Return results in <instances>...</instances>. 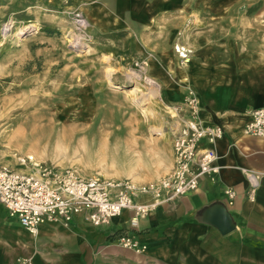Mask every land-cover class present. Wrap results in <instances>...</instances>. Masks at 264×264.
<instances>
[{"label": "rangeland", "instance_id": "374dc122", "mask_svg": "<svg viewBox=\"0 0 264 264\" xmlns=\"http://www.w3.org/2000/svg\"><path fill=\"white\" fill-rule=\"evenodd\" d=\"M202 35L263 43L264 0H0V162L31 154L83 176L166 174L182 99L167 98L157 60L176 75L190 61L176 46Z\"/></svg>", "mask_w": 264, "mask_h": 264}, {"label": "crops", "instance_id": "0c3cea01", "mask_svg": "<svg viewBox=\"0 0 264 264\" xmlns=\"http://www.w3.org/2000/svg\"><path fill=\"white\" fill-rule=\"evenodd\" d=\"M217 37L198 36L187 46L190 61L175 69L176 75L166 56V63L157 60L165 73L156 75L173 102L182 103L190 84L202 121L223 128L212 144L220 166L214 179L202 176L195 190L159 205L135 227L128 223L132 213L123 210L108 225L92 226L76 214L68 225L44 222L32 235L0 202V264H18L23 258L29 264H264V138L243 132L250 111L264 107V42L250 36L242 47L237 38ZM200 146L209 144L202 140ZM243 168L260 174L253 200L246 195ZM227 187L236 192L232 204L224 193ZM219 214L227 218V231L216 225ZM120 234L131 235L145 249L123 247Z\"/></svg>", "mask_w": 264, "mask_h": 264}, {"label": "built area", "instance_id": "2783aa9c", "mask_svg": "<svg viewBox=\"0 0 264 264\" xmlns=\"http://www.w3.org/2000/svg\"><path fill=\"white\" fill-rule=\"evenodd\" d=\"M77 25L85 28L87 22L77 13ZM181 61L189 58L191 50L176 46ZM138 63H136L137 65ZM145 62L142 61L140 68ZM171 147L174 164L160 178L139 182L132 178H110L101 175L83 176L72 167H60L52 162L37 160L31 154L16 155L15 165L0 162V202L8 214L18 220L30 234L35 235L44 222H62L68 225L76 214H82L92 226L108 225L123 210L132 214L128 220L135 227L159 205L195 190L202 176L211 179L219 172L212 144L222 137L223 128L205 124L200 117V101L196 91L186 87L183 102L172 108ZM247 136L264 138V107L250 111V119L243 127ZM206 140L209 146L201 147ZM248 180L247 198L253 200L259 186L260 174L244 169ZM228 204L236 192L224 189ZM146 196L148 200H139ZM117 241L136 252L143 251L131 235L120 234ZM18 264H29L28 258Z\"/></svg>", "mask_w": 264, "mask_h": 264}, {"label": "water", "instance_id": "95a60500", "mask_svg": "<svg viewBox=\"0 0 264 264\" xmlns=\"http://www.w3.org/2000/svg\"><path fill=\"white\" fill-rule=\"evenodd\" d=\"M216 225L220 228V230L227 231L229 228H227V218L223 214H219V216L216 217Z\"/></svg>", "mask_w": 264, "mask_h": 264}, {"label": "bare ground", "instance_id": "6f19581e", "mask_svg": "<svg viewBox=\"0 0 264 264\" xmlns=\"http://www.w3.org/2000/svg\"><path fill=\"white\" fill-rule=\"evenodd\" d=\"M82 45H85V44L83 43ZM187 59H188V58H187ZM187 59H186L184 62H187V61H188ZM112 71H114L113 68H110V67H109V68L107 69V74H108V78H109V79H110V75H111V72H112ZM150 82H152V83L154 84L153 81H150ZM152 83H151V84H152ZM120 88H121V87H120ZM121 90H122V89H121ZM124 90H125V89H124ZM139 91H140V90H139L138 88L130 89V92H131L132 95H133L132 100H133V102H135V103H138V102H139V100H138V97H139V96L137 97V94H138V93H136V92H139ZM140 100H141V99H140ZM141 102H142V101H141Z\"/></svg>", "mask_w": 264, "mask_h": 264}]
</instances>
